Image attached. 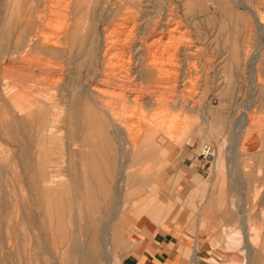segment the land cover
<instances>
[{
  "label": "rangeland",
  "instance_id": "1",
  "mask_svg": "<svg viewBox=\"0 0 264 264\" xmlns=\"http://www.w3.org/2000/svg\"><path fill=\"white\" fill-rule=\"evenodd\" d=\"M59 1L61 0H51L50 4L40 5L39 12L37 10L36 13L37 8L29 10L22 7L23 10L30 12L28 22H25L27 25L32 24L30 32L41 36L43 42L53 46L56 43V49L62 51L65 49L66 56L72 51L74 55L72 63L79 58L76 54L79 46L78 37L83 36L82 38L87 40L91 36L90 38H94L100 47L102 40L105 39V48L109 47L105 49L108 50L107 53L103 51L105 61L100 59L102 62L99 63L102 65L98 64L96 74L90 79L86 78L84 83L96 86L97 89L101 88L99 90L102 92L114 94V97L118 94L123 95L120 98L124 97L125 100L135 98L139 103L134 104L130 101L123 112L115 115L119 127L118 142L121 145L112 143L116 159L108 171L110 180L106 201L102 196L95 197L91 227V224H87L85 216L82 217L83 210L79 217L78 208L81 205L75 199L80 191L68 171L72 163L79 161V157L76 156L78 151L95 147V145L85 149L79 147L69 133L75 128L72 121L81 116V113L72 109L69 103L72 82L78 75L75 64L71 62L66 64L65 59L56 58L49 52L41 51L40 48L30 52L19 50V53L13 56L11 53L13 48L5 47L8 40L7 43L6 39L4 42L0 41V124L11 118V114L15 115L14 110H18L23 124L19 134L23 132L26 140L25 161H20L17 156L12 158L8 154L4 155L10 145L5 142L6 136L0 131V202L4 203L9 197L12 199V205L16 201L24 205L26 214L30 221L32 220L31 227L27 228L28 237L25 239L36 237L43 252V263L88 264V261H92L94 264H137L130 259L132 244L130 230L138 218L149 214L159 221L163 213L167 219L172 211L183 207L192 211L200 209L203 220L209 219L216 225L212 244L217 245L218 251L217 254L207 253L202 258L192 260L188 258L186 264H242V253H246L247 256L250 254L249 257H252L251 243L264 237V190L258 187V178L262 177L264 184V92L260 90L264 85V52L261 55L257 52L259 41L264 38L256 28L252 15L248 14V20L246 14L241 11L243 18H239L238 21L237 18L233 19L232 15L239 9L233 12L232 8L223 9L220 0H203L208 7L210 18L194 19L193 16H185L182 13L181 2L176 0L180 8H177L178 18L175 17L173 25L181 22L179 32L182 35L179 32L174 33L178 38L176 42L170 43V48L165 49L164 54L156 52L155 47L151 49L153 51L141 47L138 50L141 61L137 63L136 60L135 63L133 38L126 36L124 38V35H118L117 30L113 31L114 28L110 27L108 19L106 17L104 19L103 15L86 0H72V6L71 0ZM244 1L245 5L255 10L258 15L264 13V2L261 0ZM53 2H56L58 7ZM5 5L0 6V11L5 9ZM33 14H36L37 18ZM65 16L66 19L63 18ZM225 18L231 22L228 23ZM67 19L70 24L66 22ZM18 23L22 25L23 22ZM56 25L58 29L61 26V31L60 29L57 31ZM89 26L90 28L94 26L93 30ZM102 26L106 31L102 30ZM111 31L113 32L110 33ZM139 36L140 34L135 35V39H139ZM123 41H126V44ZM235 44L241 46L243 52L241 55L238 54L240 64L232 66L230 63L234 54L232 47ZM6 64L10 69L8 67L9 70L4 75L1 70L7 68ZM145 65L150 66V76L143 74ZM31 73H35L36 77L33 74L29 75ZM55 78L58 79L56 84ZM50 81H53V84ZM231 94L232 96L236 94L238 99H232ZM149 97L151 100L165 101V109L154 103V106L147 104L145 100ZM214 98L219 99V106L223 112L215 113ZM45 108H49L45 115L38 113H43ZM105 121L107 123L108 118ZM145 133L150 135L149 139L138 143L135 148V135L143 136ZM204 143L214 145L212 156L208 158L199 154V148ZM140 146H144V149H139ZM123 147L131 154L136 150L144 152L142 158L137 160L138 164L126 170L127 173L136 171L138 174L134 175L133 179L117 181V174L123 163L121 159ZM12 149L18 151L16 144ZM190 162L194 164L193 167ZM161 168L163 169L160 171ZM192 168L197 173L193 184L196 189L192 196H180L174 190L175 183L178 179L184 178L186 172ZM52 176L60 190L52 195L55 198H59L60 195H63V198L70 197L73 202L67 208L69 212L64 209L61 221L57 222L59 218L55 215L52 224H48L47 242L42 243L38 234L36 211L47 186L40 180ZM130 192L134 194L129 195ZM62 202L65 207V200ZM3 203L0 211L3 210ZM6 203L10 206L8 202ZM21 210L14 206L13 213L20 216ZM4 219L5 215L0 218V222H4ZM2 227L3 224L0 225V230ZM243 236L247 240L245 247ZM3 241L15 245L13 238L5 236ZM226 253L233 256L232 259L227 260Z\"/></svg>",
  "mask_w": 264,
  "mask_h": 264
},
{
  "label": "bare ground",
  "instance_id": "2",
  "mask_svg": "<svg viewBox=\"0 0 264 264\" xmlns=\"http://www.w3.org/2000/svg\"><path fill=\"white\" fill-rule=\"evenodd\" d=\"M86 1L89 4H91V7L93 6L94 9H96L97 12L102 14L103 18L106 17V19H108L107 21L111 24L110 27L112 26L115 29V30L113 29V31L117 30V32L119 33L118 34V33L115 32L116 34H118V35L121 34V36L124 35L123 36L124 38H125V36L128 37V38H133V42H134L133 50H134V56H135L134 57L135 63H136V60H137V63H138L139 60L141 61V59H140L141 57L138 56V52H139L138 50H140L141 47H144L145 50H147V49L151 50L153 47H155L156 48L155 49L156 52H160V53L162 52L163 53V51H165V49H169L170 48V43L176 42L175 40H177L176 38H178V37L174 36V33L175 32H179V27H180V23L181 22L180 21H179L180 23L178 22L179 26L176 23H175V25H173V23L175 21L174 20L175 17L178 16L177 8H180L178 6V4L176 3V0L175 1L174 0H86ZM178 1L181 2L180 4H181V6L183 8V9L181 8L182 9V13L185 16H193L194 19H197V18H200V17H202V19L204 17L207 18V19L210 18V13L208 12V7H207L206 4H204L203 0H178ZM59 2H62V0L59 1ZM244 2H245L244 0H220L219 3L221 4V7H223V9L232 8V9H234L233 12L235 11V9H239V10H236L234 13L232 12L234 14V15L231 14L233 19L237 18V20H238L239 18H243V16L240 14L241 11L244 12L243 13L244 15L246 14L247 19L249 17L248 14H251L252 17H253V21H254V23L256 25V28L259 29V32L262 34V36L264 38V35H263L264 34V22H262V19H264V15H263L264 13L258 15V13H256L255 10H253L249 6L245 5ZM261 2H264V0H261ZM44 3L50 4L51 0H0V4H2L0 6L4 7V5L6 4L5 5V9H2L0 11V21L2 23V25L0 26V29H1L0 30V34H1L0 41L2 40L4 42L5 39H6V43H7V40H8V45L5 44V47L6 48H10V47L13 48V50L11 52L13 54V56H14L15 53H19V50H23V52L24 51L25 52L26 51L30 52V51H33V50H35L37 48H40L41 51L49 52L51 55L55 56L56 58L59 57L62 60L65 59L66 60L65 61L66 64H67V62H68V64H70V62L72 63L71 60L74 57V55H72V51L69 52L70 55L68 54V56H66L67 53L64 54V52H66L65 49L63 51L60 50L59 48L56 49V47H55L56 43H55V46H53L52 44H48L46 42H43L41 36L38 37L37 36L38 34L35 35L33 32H30L32 24L31 25H27L25 23L26 21L28 22V18L30 17V15H29L30 12L26 11V9L23 10L22 7L23 8L27 7L29 10H32V9L34 10V9L37 8L35 10V13H36L37 10L39 12V8L38 7L40 5H42V4H44ZM72 4H73V1L71 0V6H72ZM214 4H216V1H215ZM11 5H12V8H11ZM65 5L68 6V4H65ZM231 5L233 7H231ZM44 6H46V5H44ZM60 6H63V5H60ZM217 7H218V3H217ZM56 8H55V10L57 11L58 8L57 9ZM63 8H64V6H63ZM73 10H74V8H73ZM76 11H78V10H76ZM76 11H75V13H76ZM58 12H60V11L58 10ZM89 12H90V10H89ZM92 12H91V14H92ZM61 13H63V12H61ZM56 14H57V12H56ZM69 14H71V13H69ZM67 15H68V13H67ZM184 15H182V16H184ZM231 15H230V18L232 19ZM36 16H35V18H37ZM62 16H63V14H62ZM211 16H214V15L211 14ZM89 17H91V15L88 16V18ZM63 18L66 19V16L63 17ZM65 21L66 20H64V22ZM71 21H72V19H71ZM91 21H93V20H91ZM101 21H102V19H101ZM193 21H195V20H193ZM200 21H201V19H200ZM226 21H228V20L226 19ZM229 21L231 22V20H229ZM229 21H228V23H230ZM18 22H23V23L21 25ZM66 22L67 23L69 22L68 19H67ZM58 23H59V21H58ZM65 23H63V24H65ZM105 23H104V25H105ZM220 23H221V20H220ZM68 24H70V22ZM195 24H196V22H195ZM66 25L67 24H65V26ZM237 25H235V26L237 27ZM65 26H64V28H65ZM94 26H92V28ZM243 26H245V24H243ZM55 27L57 28V25ZM60 27L61 26H59V29L61 31ZM108 27L109 26H107V28ZM217 27H219V26H217ZM226 27H227V25H226ZM66 28H69V27H66ZM89 28H90V26H89ZM92 28H90V29H92ZM101 28L104 31L105 28H106V25H105V28H103V26ZM219 28H223V27H219ZM59 29L57 28V31H59ZM231 30H233V29L231 28ZM33 31H35V30H33ZM37 31H39V30H37ZM113 31H111L110 33H112ZM223 31H224V29H223ZM227 31H228V29H227ZM64 32H65V30H64ZM94 34H95V32H94ZM137 34L138 35L140 34L139 39L137 38L138 40L135 39V35L138 36ZM179 34H181V33L179 32ZM112 36H110V37H112ZM82 37L81 38L78 37L79 46H78V49L76 51V54L78 55L79 58L76 60L75 63H72V64H75L74 66H75V68L78 71V75L76 76L75 80L72 82V86H71V89H70V98H69V103L72 106V109H76V112L81 113V116L79 118H75L72 121V122H74L73 125L75 126V128L72 129L69 133L72 136L73 142L74 143L77 142L79 144V147L85 149V147H92V145L93 146L95 145L96 148L93 147L95 149L89 148L87 150L78 151L76 153V156L79 157V161L77 163H72L69 166V170L68 171H69V175L71 176L74 184L76 185L77 189L80 191V193L77 194V197L75 199L76 201H79L80 205H81L78 208L79 217H81V215H82L81 210H83V216L82 217L85 216L86 221L88 222L87 224H91V227H92V224H93L92 214H93V207H94L95 197L102 196L104 199L106 198L107 190H108V180H110V178H109L110 175H109L108 171L111 168V165H113V161H115V159H116V154H115V152H114V150L112 148V143H115L117 145L120 144L118 142L119 127H118V124L116 122L115 115L116 114H120L121 112H123L128 107V103L130 101H132L134 104H137L139 102L136 101L135 98L132 99L131 97H130L131 100H127V99L125 100L124 97L120 98V96H123V95H118L117 94L114 97L113 96L114 94L112 95L109 92H105V91L102 92V90L101 91L99 90L101 88L97 89L96 86L92 87L91 84H85L86 82L84 83L86 78L90 79V77L92 75L96 74V72H97V68L96 67L98 66V64H100L99 63L101 61L100 59H103V57L105 55V52L106 51L108 52V50L105 51V49L108 46L105 48V44H106V43H104L105 39H104V41L102 40V43L100 44L101 47H100V46H98L95 43V41L93 40L94 38H90L91 36L87 40L82 38ZM117 39H118V37H117ZM165 39H167L166 42H165ZM179 39H180V37H179ZM126 40H128V39L126 38ZM64 42H65V38H64ZM125 42L123 41V43H125ZM58 43H59V40H58L57 44ZM60 43H62V42H60ZM98 43H99V41H98ZM127 45H125V46H127ZM65 46H67V44ZM171 47H172V45H171ZM99 48H101V49H99ZM108 49H109V47H108ZM232 50H233L232 53L234 52V54H233V56H231L232 57V62H230V63H231L232 66H234V65L237 66V64H240L239 63L240 59H239L238 54L241 55V53L243 52V49H242L241 46H238L237 44H235L234 47H232ZM103 51H105V52H103ZM151 51H153V50H151ZM257 52H258L259 55L263 54V52H264V40L259 41ZM20 54H22V53H20ZM144 60H146V59H144ZM241 60H242V58H241ZM142 63H145V62H142ZM63 64H64V62H63ZM100 65H102V64H100ZM146 65H147V63H146ZM6 66H7V64H6ZM108 66H110V65H108ZM8 67H9V65L7 66V68H4V70H1L4 73V75L7 74L8 70L10 69V67H9V69H8ZM59 68H61V66H59ZM140 68H141V66H140ZM13 69H15V68H13ZM99 69H100V67H99ZM122 69H123V67H122ZM122 69H120V70H122ZM140 70L142 71V69H140ZM157 70H158V67H157ZM19 71H20V68H19ZM98 72H99V70H98ZM9 73H11V72H9ZM150 73H151L150 66H146L144 68L143 74L145 76H150ZM17 74H19V73H17ZM32 74H33V76L36 77L35 73H31L29 75H32ZM98 77H100V76H98ZM47 78H48V76H47ZM107 78H109V77H107ZM156 78H157V75H156ZM98 79H100V78H98ZM102 79L103 78H101V80ZM57 80L58 79H56V78L54 79V82H55L54 84H56ZM12 81H14V80H12ZM93 81H94V79H93ZM158 81H160V80H158ZM103 82L101 81V83H103ZM41 83H43V82L41 81ZM45 83H47V82H45ZM17 85H18V83H17ZM13 87H14V85H13ZM20 87H21V85H20ZM16 90H18V89H16ZM1 92H2V90H1ZM112 92H114V91H112ZM19 93L17 92V94H19ZM116 93H118V92H116ZM123 94H124V92H123ZM157 100L158 99L151 100V97H149L145 101H147V104H151L153 106L155 104L157 106H160L161 109H165V106H166L165 103H164L165 101L163 102V101H157ZM213 102H215V100H213ZM185 103H186V101H185ZM26 105H27V103H26ZM9 108H11V106H9ZM47 109H49V108H45L43 110V113L42 112H38V113L41 114V115L42 114L45 115L46 114L45 111H48ZM8 111H9V109H8ZM17 111L14 110V112H16V114L15 115L11 114V118H8V120L3 121L0 124V127H1L0 131L3 133L4 136H6L5 142H7L10 145V148L7 150V152L4 153V155L8 154V156H10L12 158L17 156L18 158H20V161L21 160L25 161V157H26V152H25L26 140L24 138L23 132H22V134H19L20 133L19 129L23 126V124H22V122H21V120L19 118L20 114ZM1 115L3 116V114H1ZM106 118H108V122L107 123L105 121ZM149 137H150V135H147L146 133L143 134V136H141L139 134H136L135 138H134V146H135V148L137 147L138 143H142V142L147 141L149 139ZM15 144H16V146L18 148L17 152L12 149V147L15 146ZM202 145H201V147H202ZM156 147H157V145H156ZM156 147H154V148H156ZM139 149H141V150L144 149V146L143 147L140 146ZM143 152L140 153V152H138L136 150L133 154H131V153L127 152L124 149V147H123V151H122V155H121V159H122L123 163L121 164L120 170H119V172L117 174L118 175V177L116 179L117 181L119 179L132 178L134 175L138 174L136 171H131V172L127 173L126 170L127 169H131L136 164H138L137 160L142 158ZM155 152H156V150H155ZM151 154H153V153H151ZM143 157H144V155H143ZM3 164L5 165V163H3ZM6 166H7V164H6ZM19 173L20 172L18 171V174ZM15 175H17V173ZM53 179H54V176H52L50 178H46V179L40 180L43 183H46V186H47V187L44 188V196L38 202L37 211H36L37 216H38L37 217L38 218V234H39L40 238L42 239V241H41L42 243L43 242L44 243L47 242L46 241V237H47V234L49 233L48 224H52V222L54 221L53 218L55 217V215L57 216V218H59V220H57V222L61 221V219H62L61 215L64 212V209H65V211L69 212L70 210L67 209V208H68V206L70 207L72 202H73V200H71L70 197H65L64 196V198H63L62 197L63 195H60L59 198H57V197L55 198V196L52 195L54 192L60 191L58 189L57 182L54 181ZM18 180H20V178ZM132 193L134 194V192H130L129 195H131ZM1 195H2V193H1ZM53 199H54V201H53ZM11 200L9 199V197H7L5 199V201L8 202L10 206H8V204L5 201H4V203L2 201L4 207L2 208L3 210L0 211V218L3 215H5L4 222H0V225L3 224L2 230H0V264H44L43 261H42L43 260V252H42V250L40 248V243H38L37 240H36V237L32 236V238L29 237V239H25L26 237H28L27 228L31 227L30 224H31L32 220L30 221V217L26 214L25 209H24V205L22 203H19V202L16 201V203H14L12 205ZM64 200L66 202V206L65 207L63 206V202H62ZM105 201H106V199H105ZM2 203L0 202V206H1ZM116 203L118 204V202H116ZM14 206L19 207L20 210L22 209L20 216L18 215V213H16V214L13 213ZM84 209H85V212H84ZM105 225H107V224H105ZM104 226H102V228H104ZM32 228H31V230H32ZM29 232H30V230H29ZM31 233H33V232L31 231ZM5 236L9 237L10 239L13 238V240L15 242V245L13 244L14 246H12L10 244L5 243L3 241ZM249 247H251V246H249ZM252 251L253 250L251 249L250 250L251 254H252ZM249 256H250V254L248 255V257ZM52 262H54V261H52ZM45 264H52V263H49V262L47 263L46 262ZM88 264H94V263L92 261H88Z\"/></svg>",
  "mask_w": 264,
  "mask_h": 264
},
{
  "label": "crops",
  "instance_id": "3",
  "mask_svg": "<svg viewBox=\"0 0 264 264\" xmlns=\"http://www.w3.org/2000/svg\"><path fill=\"white\" fill-rule=\"evenodd\" d=\"M261 87V91L264 92V85ZM231 98L238 99L236 94ZM213 100H215L213 106L215 113L223 112L219 106V99L214 98ZM190 165L194 166L191 162ZM189 170L184 178L178 179L175 183L174 190L180 196H192L194 189H196L193 184L196 181L195 176L197 173L193 171V168ZM160 171L158 174H160ZM258 181V187L264 190L263 178H258ZM184 190H186L185 193ZM160 203L162 204L163 200ZM163 214L159 221L149 214H145L135 222L130 230L131 260H134L137 264H186L188 258L192 260L202 258L207 253L217 254V245L212 244L216 225L209 219L203 220L200 209H193L192 211L190 208L185 209L183 207L172 211L171 216L167 219ZM243 241V247H245L247 240L244 236ZM251 244L253 246L252 257L242 253V264H264V237L258 238L257 241ZM232 257L227 253L225 254L227 260L232 259Z\"/></svg>",
  "mask_w": 264,
  "mask_h": 264
},
{
  "label": "built area",
  "instance_id": "4",
  "mask_svg": "<svg viewBox=\"0 0 264 264\" xmlns=\"http://www.w3.org/2000/svg\"><path fill=\"white\" fill-rule=\"evenodd\" d=\"M212 151H214V145L211 143H205L199 149V154L202 157L208 158L209 156H212Z\"/></svg>",
  "mask_w": 264,
  "mask_h": 264
}]
</instances>
